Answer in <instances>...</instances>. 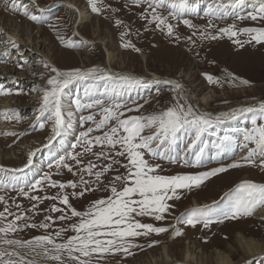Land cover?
<instances>
[{
  "label": "rangeland",
  "instance_id": "rangeland-1",
  "mask_svg": "<svg viewBox=\"0 0 264 264\" xmlns=\"http://www.w3.org/2000/svg\"><path fill=\"white\" fill-rule=\"evenodd\" d=\"M13 2L20 5L15 12ZM261 2L201 0L198 7L184 0H163V4L159 0H96L100 11L94 12L89 0H36L35 4L33 0H0V89L9 93L0 95V113H15L11 118L0 114V196L4 197L0 212L7 206L13 213H5L8 221L15 215L22 217L16 222L18 231L10 233L8 238L26 241L52 235L57 243L65 242L76 235L71 225L79 223L80 218L72 217L68 206L53 197L69 195L73 208L86 211L94 200L110 195L105 186L111 184L117 173L124 172L120 165L113 164V157L122 160L115 156L119 146L110 149L106 145H93L91 152L84 153L80 143L82 132L93 128L89 138L94 139L116 122L113 120L107 127L95 130L94 123L83 118L93 115L98 121L102 115L100 108H78L76 101L86 105L98 99L105 107L120 104L122 118L157 114L173 107L177 101L190 105L197 114L212 116L241 107H258L264 102V43H245L250 37L239 31L264 27V20L248 18L249 13L256 14ZM149 4L173 25L172 36L167 35L166 28L162 31L151 22ZM172 4L176 7H171ZM23 6L41 16L42 21L34 22L24 16ZM210 7L216 10V15L207 14ZM79 9L86 14L79 33L91 44L74 34L72 26ZM185 19L194 27L186 26ZM229 25H235L236 37L229 38L218 32ZM212 35L218 38L213 40ZM58 36L78 46L66 47ZM9 39L18 47L8 43ZM235 40L241 41L243 46L234 43ZM126 44L131 46L125 47ZM106 52L111 55L109 61ZM93 67L101 69L111 79L74 80L64 89L61 96L64 123L60 135L52 139L51 113H45L37 121L42 103L40 90L47 86V79L55 75L50 69L87 71ZM205 74L211 75L215 82H209ZM176 84L182 87L176 89ZM203 97H207L206 103L201 101ZM255 121L256 125H264V116L257 113ZM253 127V116L248 114L209 128L193 153H186L191 137L181 132L170 148L165 145L158 149L163 156L146 155L151 163L159 164V173L167 176L195 175L234 162H239L240 167L228 168L198 188L180 190V199L169 201L173 207L162 220L136 217L141 223L163 227L166 231L129 238L134 245L129 248L130 254L121 251L102 257L93 255L92 264H153V260L157 264H215V250L227 254L233 264H264V218L258 215V210L264 207L236 219L214 214L207 227L203 222L195 226L186 223L187 213L193 208L211 205L218 212L226 209L229 198L225 193L234 191L241 182L264 184V167L261 166L264 157L257 152L249 161L245 159L248 149L255 144L249 143L248 148L241 146L244 133ZM225 135L232 140L231 148L217 155L214 144ZM200 147H204V153L197 164L195 151ZM30 153L32 162L28 164ZM90 164L95 166L91 174L87 171ZM110 164L112 170L106 171L98 183L94 173ZM69 182L77 187L61 190L52 186ZM21 190L26 195H22ZM81 191L83 196L79 195ZM53 206L63 209V213L52 212ZM62 214L67 219H59ZM49 216L51 220L47 219ZM43 223L48 227H39ZM32 224L37 226H25ZM64 229L67 231H62ZM56 232H61L60 237H55ZM238 234L253 240L258 245V253L245 252L236 242ZM187 246L192 254L188 261L183 258ZM5 249L13 250L12 246L0 244V251ZM163 249L167 252V262L161 261L165 257ZM17 251L33 264H57L27 249Z\"/></svg>",
  "mask_w": 264,
  "mask_h": 264
},
{
  "label": "snow or ice",
  "instance_id": "snow-or-ice-1",
  "mask_svg": "<svg viewBox=\"0 0 264 264\" xmlns=\"http://www.w3.org/2000/svg\"><path fill=\"white\" fill-rule=\"evenodd\" d=\"M36 0H33L35 4ZM163 4V0H159ZM92 11L99 12L96 0H89ZM159 6V5H158ZM175 8L176 5L172 4ZM20 5L13 2L12 11H17ZM152 8V21L160 30L167 29V35H173V25L168 22L167 17L156 13V8L149 4ZM40 12L45 11L39 9ZM209 16L216 15V10L209 8L207 13ZM23 15L34 22H41L42 17L29 12L27 6H23ZM171 15V13H170ZM147 19V17H144ZM248 18L253 21L264 20V0H262L256 14L249 13ZM120 21H117L119 24ZM183 23L188 27H194L188 19L183 20ZM209 21V27H212ZM242 33L249 35L250 39L245 43L262 44L264 43V27H253L239 30ZM220 34L227 35L229 38L236 37L238 31L235 30V25H229L218 30ZM123 36V34H122ZM211 39H217V35H212ZM61 43L66 47L78 46L72 40L65 41L63 37L58 36ZM13 47H18L15 41L9 39ZM234 43L243 46L239 40ZM131 45L126 44L125 47ZM139 51V49H136ZM7 55V53H5ZM22 67V66H21ZM45 67H49L45 64ZM50 71L55 75L47 79L46 87L42 91V103L40 105V116L37 121L45 113H51V118L54 119L52 127V139L60 135V129L63 126L64 120L61 111V96L67 86L74 80L87 79H111L110 76L104 74L101 69L90 68L87 71L79 69L71 71H58L51 68ZM206 75L209 82H215L211 75ZM127 79V78H122ZM247 84V81H241ZM182 86L175 85L176 89ZM9 93L0 89V95H7ZM77 107H86L88 109L99 107L102 113L101 118L97 121L93 115H88L83 119L85 121H92L95 125V130H101L109 125L111 121L116 123L109 128L108 131L103 132V135L95 136L94 139L89 138V134L93 132V128H88L87 131L80 134V143L83 145L84 153L92 151L93 145L109 146L110 149L116 151L115 156L122 158V160L113 157V164H118L124 169L123 173H117L110 185L105 186V190L110 192V195L94 200L86 211H78L73 208L69 202V195H58L53 199H60L63 205L68 206L71 210V216L77 217L79 223L71 225V230L76 235L69 237L65 242L57 243L52 235L36 236L31 240H18L8 238L10 233L18 231L17 221L21 220L20 215H15L11 221L7 220L8 215H13L9 212L8 207L0 212V244L12 246L11 251L5 249L0 251V264H33V261H26L17 249H27L37 256L42 255L45 259L56 261L57 264H92L91 258L93 255L102 257L106 253L124 252L129 253V248L134 245L131 244L129 238H135L141 235H148L149 233H162L166 229L163 227H154L152 224L141 223L136 217H154L159 221L164 219L166 213L173 207L169 201L180 199V190H191L193 187H200L205 181L220 173L228 171V168L240 167L239 162H234L227 167L221 166L213 168L209 171L201 172L195 175H162L159 173V164L151 163L146 159V155L151 157L163 156L164 153L158 151L162 146L167 145L169 148L174 144L181 132L187 133L191 138L186 145V153H193L197 149L198 142L202 143V135L212 127H218L230 120H236L239 117H247L248 114L253 116L254 127L244 133V143L242 147L248 148L249 143L255 144L254 148L248 149V156L245 158L251 161V158L259 152L264 157V125H256L255 116L257 113L264 116V102H261L258 107L249 106L234 109L231 112L220 113L219 115L197 114L190 105H185L177 101L173 107H169L157 114L148 116H131L122 118L123 113L120 109L123 107L120 104H114L111 107H105L102 100H93L91 103L82 105L80 101H76ZM131 111V109H129ZM6 118H11L15 113L4 112L0 113ZM43 128L44 125L40 124ZM147 133V134H145ZM15 135V133H8ZM232 140L225 135L220 138L218 144H214L217 149V155L229 151ZM207 145H205L206 147ZM75 147V146H74ZM167 151V149H165ZM204 153V147H200L195 151L196 163L201 160ZM31 153L29 154L28 164H31ZM103 155V153H100ZM80 161L76 156L72 157ZM107 158V157H106ZM188 162L187 160L185 161ZM63 163V161H61ZM27 166V165H26ZM264 167V161L261 162ZM94 165H89L87 171L91 174ZM113 165H108L107 168L95 172L96 180L99 183L101 176L106 171H111ZM16 171H21L17 169ZM71 171V168H69ZM45 179H48L47 175ZM40 183L39 181L37 182ZM53 187H59L63 190L66 187L76 188L77 185L69 182L67 185L53 183ZM85 190H88V185L85 184ZM22 195H26L21 190ZM73 196L77 195L72 193ZM80 196L84 192L79 193ZM228 197V204L226 209L218 210L211 206L205 205L193 208L187 213L186 223L195 226L199 222H203L205 227L210 223V217L214 214L223 215L226 219H236L240 216H250L258 208L264 207V184H256L251 181H243L238 184L234 191L225 193ZM32 199H39L32 197ZM4 201V197L0 196V202ZM52 212H61L63 209L53 206ZM51 220L52 217H47ZM59 219H67V216L61 215ZM26 227H36L37 225H25ZM39 227L47 228L48 224H40ZM62 231H67L64 229ZM61 232H56L55 237H60ZM39 249V251H37ZM7 257V259H6ZM13 257H16L14 259ZM83 257V259H82Z\"/></svg>",
  "mask_w": 264,
  "mask_h": 264
},
{
  "label": "bare ground",
  "instance_id": "bare-ground-1",
  "mask_svg": "<svg viewBox=\"0 0 264 264\" xmlns=\"http://www.w3.org/2000/svg\"><path fill=\"white\" fill-rule=\"evenodd\" d=\"M176 0H171V2H174ZM203 1V0H202ZM230 3H233L235 0H228ZM257 2L260 0H256ZM184 2L186 3H193L194 6H201V0H184ZM86 19V14L83 10L79 9L77 11V14L75 16V20L73 22V31L76 37H78L79 39L81 38L83 41L91 44L90 42H88V40H85L79 33V27L82 26L85 23ZM61 30H63V28H60ZM107 53V60H110L111 55ZM206 96V95H205ZM210 98V97H209ZM201 101L204 103L207 102V97H203L201 99ZM258 215L261 216L262 218H264V209H260L258 210ZM236 242L238 243V245L245 250V252H248L250 254H256L258 253L259 249H258V245H256L254 243L253 240L251 239H244L240 234H238L236 236ZM230 247V246H229ZM193 248V247H192ZM198 251V250H197ZM167 252L165 251V249H163V254L165 255L164 260L161 259V261L167 262L168 260V256L166 254ZM215 256H214V263L215 264H233V262L230 260L229 256L227 254H225L224 252H220L219 250H215L214 251ZM195 255V254H194ZM249 255V254H248ZM201 256V255H200ZM251 256V255H250ZM192 257V254L190 252V247L187 246L184 249V253H183V258L188 261L190 260ZM196 261V260H195ZM200 261V260H199ZM201 262V261H200ZM153 264H157V261L153 260Z\"/></svg>",
  "mask_w": 264,
  "mask_h": 264
}]
</instances>
